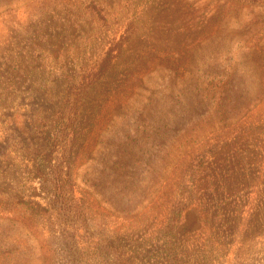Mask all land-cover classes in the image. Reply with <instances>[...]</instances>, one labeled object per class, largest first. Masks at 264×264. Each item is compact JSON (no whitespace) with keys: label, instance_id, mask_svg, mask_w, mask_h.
Instances as JSON below:
<instances>
[{"label":"rangeland","instance_id":"rangeland-1","mask_svg":"<svg viewBox=\"0 0 264 264\" xmlns=\"http://www.w3.org/2000/svg\"><path fill=\"white\" fill-rule=\"evenodd\" d=\"M0 264H264V0H0Z\"/></svg>","mask_w":264,"mask_h":264},{"label":"trees","instance_id":"trees-1","mask_svg":"<svg viewBox=\"0 0 264 264\" xmlns=\"http://www.w3.org/2000/svg\"><path fill=\"white\" fill-rule=\"evenodd\" d=\"M111 59H106V61L101 63L99 70L95 74H84V79L79 84L72 83L68 87V105L61 106L55 110L54 115L51 118H41V121L37 125V131L43 140H47L49 146V152H46V156L52 154L54 149V138L57 140L64 133L63 126L68 120V127L72 123L71 112L74 107H77V103L80 100H85L88 96L87 90L94 83L91 79L94 76L104 77L107 74L109 68H111ZM88 79V80H87ZM79 104V103H78ZM68 106V107H67ZM45 156V157H46ZM46 162V161H45ZM44 164L40 163L35 159V169L39 172L38 175H46L47 172L44 170ZM41 171V172H40ZM59 187V184H56ZM63 188H60V193Z\"/></svg>","mask_w":264,"mask_h":264}]
</instances>
